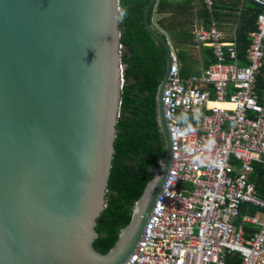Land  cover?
Instances as JSON below:
<instances>
[{
    "label": "water",
    "instance_id": "1",
    "mask_svg": "<svg viewBox=\"0 0 264 264\" xmlns=\"http://www.w3.org/2000/svg\"><path fill=\"white\" fill-rule=\"evenodd\" d=\"M165 155L115 247L94 248L122 105L120 0H0V264H126L171 165Z\"/></svg>",
    "mask_w": 264,
    "mask_h": 264
},
{
    "label": "built area",
    "instance_id": "2",
    "mask_svg": "<svg viewBox=\"0 0 264 264\" xmlns=\"http://www.w3.org/2000/svg\"><path fill=\"white\" fill-rule=\"evenodd\" d=\"M203 1L213 8V0ZM251 1L261 12L246 66L229 62L238 59L237 49L215 23L197 31L216 58L201 77L181 79L170 54L162 103L171 165L126 264H228L232 253L243 264H264V217H244L258 228L250 237L233 220L242 204L264 209L250 179L255 165L264 166V95L255 90L264 60V0Z\"/></svg>",
    "mask_w": 264,
    "mask_h": 264
},
{
    "label": "trees",
    "instance_id": "3",
    "mask_svg": "<svg viewBox=\"0 0 264 264\" xmlns=\"http://www.w3.org/2000/svg\"><path fill=\"white\" fill-rule=\"evenodd\" d=\"M149 1L151 0H120L125 82L116 126L117 137L109 177L108 204L96 227L100 236L94 247L102 255H107L115 247L121 232L131 223L134 208L165 155L163 135L158 125L157 96L167 70V54L164 45L146 27L145 10ZM165 9L166 0H158L150 11L149 19L170 41L172 36L155 17V12L163 13ZM197 12L198 16L206 17L203 8ZM255 13L257 15L258 11ZM250 26V29H244L240 45L243 51L248 48L247 32L254 27L253 22ZM185 37L188 39L187 32ZM243 53L240 52V55ZM177 55L181 62L187 64L185 52L179 51ZM212 63V59H209L207 64L209 66ZM185 73L186 69H181V74L185 76ZM255 90L260 96L264 95V60ZM186 124L193 126V123ZM251 182L258 195L264 199V166H254ZM257 229L247 225L246 235ZM228 264H242V260L238 256H231Z\"/></svg>",
    "mask_w": 264,
    "mask_h": 264
},
{
    "label": "crops",
    "instance_id": "4",
    "mask_svg": "<svg viewBox=\"0 0 264 264\" xmlns=\"http://www.w3.org/2000/svg\"><path fill=\"white\" fill-rule=\"evenodd\" d=\"M213 2V8L210 10L205 5L203 0H166L165 11L163 13L155 12L156 19L160 20L162 27H165L168 30L169 35L172 36V40H170L171 52H173L178 58L176 53L177 50H173L172 43L176 41L177 43L184 44L187 46V51L185 52L186 56L194 53L198 56V61L200 60L202 64V67L199 68L197 65L190 63L189 58H187V64H184L178 58L179 76L183 80L188 79L191 76H197L191 73L195 69L198 71L200 70L202 76L205 71H207V69L216 62L213 48L208 44L200 43L197 39L198 29L208 28L212 23H215L221 31L223 41L225 43L234 44L237 49L238 59L229 62L235 63L239 67H243L248 64L246 61L248 48L243 51L241 50L240 45H242L244 29H250V24L253 22L254 27L247 32L249 47L250 33L256 30V18L261 12V7L251 0H213ZM201 8L206 11V17L198 16L197 10H201ZM255 11H258L257 15ZM186 32L188 33V39L185 37ZM176 37H180L181 40H176ZM240 52H244L243 55H240ZM209 59H212L213 63L208 66L207 63ZM183 68L186 69L185 76L181 74V69ZM239 211L240 214L238 217L233 219L234 223L238 228H242L244 230V235L246 237H250L256 230L253 233L249 232L251 234L247 236L246 226L251 225L253 228H257V226L251 222L245 221L244 217L253 216L258 213L261 217H264V209L245 203L241 205ZM231 256H238L242 260L243 264L242 256L239 253L229 254L227 256V263L230 261Z\"/></svg>",
    "mask_w": 264,
    "mask_h": 264
},
{
    "label": "rangeland",
    "instance_id": "5",
    "mask_svg": "<svg viewBox=\"0 0 264 264\" xmlns=\"http://www.w3.org/2000/svg\"><path fill=\"white\" fill-rule=\"evenodd\" d=\"M175 39L176 40H178V39L181 40L180 37H176ZM172 44H173L172 45L173 50H175V51L177 50L176 53L179 52V51H183V52L187 51V46L184 45V44L177 43L176 41H174ZM184 58L185 59L189 58L190 63H193V64L197 65L199 68L202 67V64H201L200 60L198 61V56H196V54H194V53L193 54H189L187 56H184ZM191 73L194 74V75H197V76H201V71L200 70L198 71V70L195 69Z\"/></svg>",
    "mask_w": 264,
    "mask_h": 264
},
{
    "label": "bare ground",
    "instance_id": "6",
    "mask_svg": "<svg viewBox=\"0 0 264 264\" xmlns=\"http://www.w3.org/2000/svg\"><path fill=\"white\" fill-rule=\"evenodd\" d=\"M212 105H215V106H221V105H219V104H212Z\"/></svg>",
    "mask_w": 264,
    "mask_h": 264
},
{
    "label": "flooded vegetation",
    "instance_id": "7",
    "mask_svg": "<svg viewBox=\"0 0 264 264\" xmlns=\"http://www.w3.org/2000/svg\"><path fill=\"white\" fill-rule=\"evenodd\" d=\"M95 248V247H94ZM96 250V249H95Z\"/></svg>",
    "mask_w": 264,
    "mask_h": 264
}]
</instances>
